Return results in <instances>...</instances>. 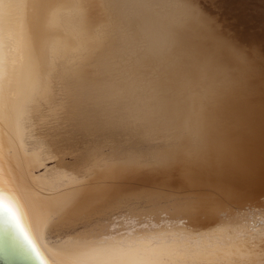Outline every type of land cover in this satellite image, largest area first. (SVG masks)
<instances>
[{"label": "bare ground", "instance_id": "6f19581e", "mask_svg": "<svg viewBox=\"0 0 264 264\" xmlns=\"http://www.w3.org/2000/svg\"><path fill=\"white\" fill-rule=\"evenodd\" d=\"M1 209L43 264H264V0H0Z\"/></svg>", "mask_w": 264, "mask_h": 264}, {"label": "water", "instance_id": "95a60500", "mask_svg": "<svg viewBox=\"0 0 264 264\" xmlns=\"http://www.w3.org/2000/svg\"><path fill=\"white\" fill-rule=\"evenodd\" d=\"M0 212V264H43L32 245L10 219L7 211Z\"/></svg>", "mask_w": 264, "mask_h": 264}, {"label": "snow or ice", "instance_id": "6c2138e0", "mask_svg": "<svg viewBox=\"0 0 264 264\" xmlns=\"http://www.w3.org/2000/svg\"><path fill=\"white\" fill-rule=\"evenodd\" d=\"M5 207H7V205H5Z\"/></svg>", "mask_w": 264, "mask_h": 264}]
</instances>
